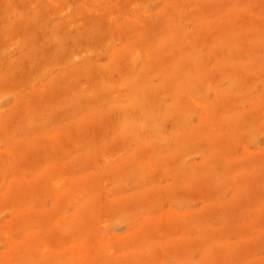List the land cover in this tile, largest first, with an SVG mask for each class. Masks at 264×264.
<instances>
[{"label":"rangeland","instance_id":"374dc122","mask_svg":"<svg viewBox=\"0 0 264 264\" xmlns=\"http://www.w3.org/2000/svg\"><path fill=\"white\" fill-rule=\"evenodd\" d=\"M0 264H264V0H0Z\"/></svg>","mask_w":264,"mask_h":264}]
</instances>
